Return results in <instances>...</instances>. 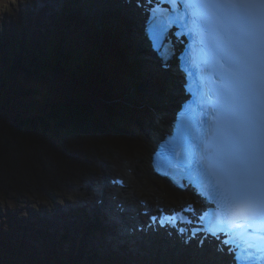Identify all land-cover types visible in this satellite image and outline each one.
<instances>
[{
	"label": "rangeland",
	"instance_id": "1",
	"mask_svg": "<svg viewBox=\"0 0 264 264\" xmlns=\"http://www.w3.org/2000/svg\"><path fill=\"white\" fill-rule=\"evenodd\" d=\"M30 2H32L33 4L34 11L29 6ZM23 9L27 10L26 11L27 13L32 12L34 14L37 13L36 12L37 10H39V6L37 5V3L34 2V0H0V35L2 34L3 35L2 37L4 38L5 35L8 36L9 33H13V35H15L16 37V38L12 36H9L10 38L5 37L4 39L6 41L0 42V182H2V184L0 183V187H1L0 197L8 200V202L0 200V204L4 205V208H2V210L0 211V226L2 227V228L0 227V242H2L5 246L8 247L10 246L12 248H16L17 246L16 243H19L18 245L20 246L21 244L22 246L26 244V247H24L23 250L27 252V255H28V251L30 252L31 249L37 251L36 263L42 260L40 259L41 257H39L40 253L42 252V253H49L50 255H53L56 258L55 260L50 259V263L48 264H59V263L99 264L100 262L95 263L93 257L96 260L97 258L93 254H91L93 255V257H89L88 255H86L85 253L87 252L86 245L85 248L82 249V245H84V242L88 243L87 240L91 239L92 242L96 243L92 238V236L89 237L90 239H88L83 235V242H81L80 240L76 242H71V240L76 239L75 236H73L76 233V228L74 229L72 228V225L76 221L74 223H71L72 222L71 220L68 221L66 219L67 220L66 224L70 225V229H72V232L68 231L69 235H66L67 226L65 228L62 226V223L65 222V219H60L59 222L57 223V224H61V227L51 226V228L50 227L47 228V226H50L48 225L49 220H44V221L38 220L36 216L35 218L37 220L27 221V223L25 222L24 225L22 226L20 223L13 222V219H15V222H17L18 220L16 219L14 213L11 214V211H16L21 213L22 211H25L24 205L27 204L25 202L30 199V197H27V195L33 192L35 194V198L32 201L33 204L35 205L34 208H40L41 203L42 205H44L45 203L47 207L52 206L55 203V201L56 202L60 201L61 199L60 195H62L64 199H69L70 193H63V190H65L64 192L72 190L71 186L73 185V179L75 182H79L81 180H83L84 182L85 179H83L82 177L85 176L80 177L79 176L80 174L86 175V177L89 175H93L90 174L89 170H85V172L79 173L78 176L75 174L73 177L68 172L69 168L71 170L73 167L74 170L79 172L82 166H84L83 168H81L83 170L87 168L88 165H91V167L94 168V171L100 170L102 167L106 168L107 165L117 167V164H120V159L124 157L128 158L129 156L133 157L134 152L136 156L142 154L141 150H144V148L143 145L140 144L141 149H138L139 143L145 140L150 141V139L146 136V134H145L146 138L140 137L141 136L140 134L145 132L146 129L151 128L150 125L155 122V118L153 116H155L157 112L156 113L151 112L150 114L151 118L146 117L138 121L137 118L134 119V121L132 122L133 125L131 128L130 127L128 128L127 133L123 131L124 136L118 137V141L112 143L97 141L98 143L95 144L93 142L94 139L92 141L86 140V138L83 136L84 133L79 132L83 130L70 131L61 126H58L60 124H66L67 122L68 123L72 122V121L69 122V120H67L66 117L67 111L69 115L72 117L73 115L71 114L70 111L74 112V110L78 108L81 109V107H79L81 106L79 103L82 101L91 102L92 101L91 99L98 98L99 92L96 89L94 92L93 88L91 86L89 87V85H85V84L83 86L78 85L79 86L78 87L77 85L72 86L71 84H69L66 90H63L58 95L57 93L60 86L58 85V82L55 81L57 78L54 77V74L53 72L50 71V68L53 69H55V67L62 68L64 70V73L66 74L64 80L68 81V79H70L69 76H71L70 74L75 75L77 73V72H72V69L67 62L68 60L72 59V62L74 63L73 57L69 59V57H67L62 53L63 55V57H61L62 62L59 63L55 61L53 62L52 66L49 67L50 63L52 62L49 61L48 54L45 56L42 55L35 56L31 54H26L24 56L25 58L19 61L24 67L23 68L24 71L21 70L19 74H26L28 76L34 77L35 80H31V82L28 85L29 88H34L35 91L33 94L31 93L32 94L31 96L29 95L27 97L25 96L27 95V89H28V87H26L25 85L28 83V80L23 79V81H20V77H15L18 74L15 73V75H13L12 72L9 71L10 65L8 63L9 62L11 63L13 58L10 57L11 54L4 56L5 57L4 58L3 55L5 53V50H9L10 48H13L12 39H15L16 41L19 40V37L21 36L20 31L21 29H23L24 23L27 25V28L29 30L33 31V32L31 31L29 32V36H34L33 33L39 34V37L35 38V41L39 42L38 44L39 48L42 47V44H44V49L46 50L48 49V47L51 46V44L47 43L44 35L40 36L42 29L44 30L61 29L67 32L68 28L64 26H58V25L56 26V24H53V22L46 23V21H44L43 19L44 17L39 16V18H34L35 14L34 17H32L29 14L26 15L23 12ZM46 9L48 10V7H46ZM5 24L9 25V28L10 27L14 28V29L10 28L11 29L10 32L7 31L8 34H5L6 31H4ZM73 30L75 32L74 33L75 37L82 38V36H86V38L83 37V40L86 42L84 46H86L88 44V39H87V35L84 34V31L88 32L89 30L82 29L77 33L75 29ZM50 32L51 31H49V33ZM70 34L71 33H64V37L62 41H64L65 36ZM46 35L48 37V33H46ZM33 39L34 38H31V40ZM48 40L49 42H51V38L49 39L48 37ZM53 46H55V43ZM59 46L60 45H58V48L62 50ZM59 53L61 52L57 50L55 51L54 54H52V56H55L54 59L58 57ZM33 58L36 59L33 60ZM3 60H5L6 62ZM107 65H108V71L111 72L113 68L109 66L110 65L114 66V61L112 60V58L108 59ZM101 69H104L105 71L107 70L106 68H104V66H102ZM103 78L106 80L107 83V79L104 76ZM134 81L135 78L132 76H129L124 80L120 79L122 86H118V81H116L114 85V87L117 85L115 92L114 89L111 91L112 92L111 94H114L116 96L115 97L116 101H120L121 98L124 97L122 89L123 87L126 86L127 88L132 90L130 92L129 89L126 88L129 97L133 98V101L134 99L137 100L136 99L137 94L134 92ZM86 86H88V88H86ZM99 88H101V91H103L104 89L105 90L108 89L109 91L110 89L109 86L108 88H106V85ZM121 93L123 94V96H121ZM5 97H11L9 99L10 105L8 109H5V107L2 106V99ZM65 103H69L72 105L69 107L70 109L67 110L66 112L63 111L64 107L67 105ZM60 104L61 107L57 106ZM158 112L163 113L165 111H158ZM78 115L83 117L82 116L83 112H79ZM19 116H21L23 119L26 118V120L29 118L24 116H32V117L48 116L46 118L47 122L45 126L48 129L46 132H44V130L39 125V123H37L35 129L33 130L34 133H32V135L30 134L24 137L16 136L15 133L19 134L18 132L19 130H12L13 129L12 126H16L14 125V123H16L19 120ZM12 117L14 119V122H12L13 121ZM78 119L80 118L79 117L73 118V122L77 121ZM30 121L34 123L33 120ZM121 127L124 126L121 125L118 126L119 129ZM99 136L102 137L103 135L100 133L94 134V137L96 138H98ZM103 137H107V136H103ZM59 153H61V157L59 156ZM72 158H74L75 161L77 160V158L78 160L82 161L78 168L74 166L79 164V162L77 164L72 163V165H69L68 161L71 160ZM107 158H110V160ZM32 160H35V162H33ZM104 161H106L107 163H104ZM41 162H43V164ZM36 163L40 164L41 166L37 165ZM42 165L46 166L45 171L42 168L43 167ZM25 166H29V168L27 169H31L32 171L31 170L27 171ZM140 166L141 165H139V168ZM38 176L42 178L41 180H43L44 185L40 186L41 184L39 183L40 180ZM62 176L65 179H62ZM30 179H32L31 182H29ZM64 183H65V187L64 188L62 187L63 189L61 188V190H58L59 189L58 185L60 186V184H62L63 186ZM30 184L32 186V187L30 186L31 188L29 187ZM76 185H77L76 187H73L74 189H78L80 183ZM85 187L86 185H83V188ZM82 193L83 191L79 193V195L77 196L79 200L81 199L84 200L82 197ZM10 198H12L11 201H9ZM20 201H22L23 203L18 204ZM25 215L26 214L24 213L22 217H24ZM76 220L79 221V219ZM34 222L41 223L40 224L41 228L42 227L45 228L46 226L47 229L44 228L40 229L36 227L35 225H33ZM45 231H49V232H45ZM36 232H38L37 233L38 236L39 234H42L41 236L43 240L38 241L39 239L38 236H36ZM105 235L106 232L103 235V237H105ZM31 237H33V240L31 239ZM77 245L79 248L83 250V252L72 255L73 253L71 251L75 250V246ZM22 246L21 248H23ZM2 252L3 251H1V246H0L1 255ZM22 253L24 252L20 251V255H18L15 251L11 250L10 258L13 261H19L20 259H22L21 257ZM68 253H71L74 259L72 260V258L70 257L69 258L70 261H67L68 263H66L65 259ZM82 253L83 255H81ZM2 258H3L2 262L4 263V260H6L7 257L3 255ZM31 262L32 261H29V263ZM29 263L26 262L25 264H29ZM4 264H9V263L5 261Z\"/></svg>",
	"mask_w": 264,
	"mask_h": 264
},
{
	"label": "snow or ice",
	"instance_id": "2",
	"mask_svg": "<svg viewBox=\"0 0 264 264\" xmlns=\"http://www.w3.org/2000/svg\"><path fill=\"white\" fill-rule=\"evenodd\" d=\"M145 3L156 21L151 29L154 47L167 39L169 25L175 23H160L157 14L183 8L194 42L213 52L219 71L209 77L211 91L222 100L210 102L204 109L207 120L200 123L205 132L190 165L205 178L215 205L218 228L209 230L210 234L217 240L219 234L250 236L249 258L264 264V0H136L138 7ZM162 3L169 8L162 10ZM217 81L222 82L221 89L215 87ZM112 183L124 182L117 179ZM189 211H194L191 205L158 222L164 227L179 218L190 224L183 217ZM222 243L231 245L232 241Z\"/></svg>",
	"mask_w": 264,
	"mask_h": 264
},
{
	"label": "bare ground",
	"instance_id": "3",
	"mask_svg": "<svg viewBox=\"0 0 264 264\" xmlns=\"http://www.w3.org/2000/svg\"><path fill=\"white\" fill-rule=\"evenodd\" d=\"M34 2L35 3H38V0H34ZM29 6L31 7V9L33 10V4H32V2H30V4H29ZM84 10H86L87 12H89V13H91V11L90 10H87V9H84ZM27 10H25V9H23V12L26 14V15H31L32 17H34V14L32 13V12H30V13H27L26 12ZM34 11V10H33ZM55 17H56V15L55 14H53ZM172 16H173V14H171ZM42 17H44V18H46L47 17V20H46V23H54L55 22V20H54V18H53V16L52 15H49V13L48 12H45V15H42ZM49 17V18H48ZM13 25V24H12ZM11 29H14V28H12V27H10ZM9 28V25H6L5 24V30L4 31H6V33L5 34H8V32H10V29ZM8 31V32H7ZM9 34H12V33H9ZM8 34V35H9ZM18 34V33H17ZM2 35V34H1ZM1 35H0V37H1ZM110 36H111V33H110ZM1 39V38H0ZM108 39H109V37H108ZM102 40H104L103 38H102ZM13 48H14V50L16 49V47H18V45H15V43H13ZM94 49H96V47H93ZM50 58V60H51V62H52V64H53V62H55V61H57V60H54V59H52L51 57H49ZM34 59H36V58H33V60ZM22 66V65H21ZM172 71H169V76H170V78H172V74H174V78L177 76V72L176 73H171ZM171 74V75H170ZM78 75H80V74H78ZM179 77V76H178ZM178 77L177 78H175V80H177L178 79ZM145 78L146 79H148L149 78V76L148 75H146L145 76ZM145 79V80H146ZM174 80V79H173ZM146 82V84L148 85V82L147 81H145ZM155 83H156V86H157V88L159 89V91L161 92V93H163V94H166L170 89L168 88V87H166V85H165V83L163 82V80L162 79H159V80H156L155 81ZM169 89V90H168ZM160 93V95H162ZM170 101H171V98H168ZM176 99H177V96L174 94L173 95V100H175V102H176ZM172 103V102H171ZM166 105V104H165ZM157 106H163V105H157ZM174 107V105L173 104H169V105H167L166 106V108H165V110H166V112H164V114L163 115H161L160 117H159V121H157L156 120V122H154V124H152L151 125V128L153 129V131L156 129L157 131H160L161 129H162V123H167V122H169L170 121V119H171V115H169L170 114V110L172 109ZM123 128H125V127H123ZM123 131H125V133H127V130H123ZM145 134H146V136L151 140L152 139V135L150 134V132L149 131H145V132H143L142 134H140L141 136L140 137H144V138H146L145 137ZM148 134V135H147ZM143 140H145V139H143ZM149 141H141L140 143H139V146H138V149H141L140 148V144H142L143 145V148H144V151L147 153L148 152V150H150V147H147V145H146V143H148ZM105 143H108V142H105ZM145 153V154H146ZM124 161L125 162H127V164L129 165V166H132V167H134V170L136 171L135 172V175H131V176H129V178H130V181L134 184H136L137 186H142L143 188H149V187H151V186H155V185H153L154 184V181L153 180H150L147 176H146V174H145V172L143 171V170H141L140 168H139V166H138V163H137V161H134V160H131L130 158H126V157H124ZM142 166V165H141ZM111 169V168H110ZM111 171V170H110ZM116 171H118V172H121L122 170L120 169V167H119V169H117V170H115L114 172H116ZM126 171V170H125ZM111 172H113V171H111ZM139 174H142L141 175V177L139 176ZM17 175V174H16ZM62 175V174H61ZM39 177V183L41 184L40 186H42L43 185V180H41L42 178L40 177V176H38ZM62 179H65L63 176H62ZM84 179V178H83ZM31 180L32 179H30V181L29 182H31ZM127 180H129V179H127ZM65 182V181H64ZM85 182V183H84ZM83 182V180H82V186L83 185H87V182H86V180ZM73 183H77V182H75L74 181V179H73ZM134 184V185H135ZM34 185V184H33ZM31 186V184L29 185V187ZM32 187V186H31ZM30 187V188H31ZM59 187H65V183H64V185L62 186V184H60V186ZM88 186H86L85 188H87ZM56 188V187H55ZM71 188H72V190H69V191H67V192H64L65 190H63V193H70L69 194V200L71 199V200H75V201H79V198H77V196L79 195V193H81L82 191L84 192V190H79V189H74L73 188V186H71ZM103 188V190L105 191V192H110V189L107 187V185L106 186H103L102 187ZM43 190H45V189H43ZM58 190H61V189H58ZM98 190H101V188L100 187H98ZM168 191L170 192L169 193V196H167V197H164V199H165V201L167 202V203H171L172 202V198H174V199H177V197L176 196H180L181 197V194L179 193V192H177V191H171L170 189H168ZM92 195H94V193L92 192L90 195H89V201L91 202L92 200H95L96 198H97V196L98 195H95V197H92ZM62 195H60V197H61ZM27 197H30V199L28 200V201H26L25 203H27L26 205H24V208H25V211H22V213L21 212H16V211H11V214H13L14 213V215L16 216V219L18 220L17 222H15V219H13V222L14 223H20L22 226L24 225V223L26 222L27 223V221H35V220H47L48 218H47V216L48 215H50V216H52L51 218H52V220H53V222H54V224H56L57 225V223L59 222V220L60 219H65V224H66V222H67V220H66V218H65V215L66 216H77L78 217V219H79V222L80 221H82V222H84L85 223V220H84V218H86L87 217V214L85 213V211H83V209L82 210H78V211H76V210H72L71 208H61V210H58L57 211V209L59 208V207H61L62 206V203H63V201H61L62 200V198L60 199V201H58V202H56L55 201V203L52 205V206H49V207H47V205L44 203V205H42V203L40 204L41 206H40V208H34V204H33V200H34V198H35V194H34V192L33 193H31V194H28L27 195ZM63 197V196H62ZM76 197V198H75ZM160 197V196H159ZM17 198V197H16ZM147 198H150L151 200H153L154 198H152V196H150V195H148L147 196ZM84 199H86V197L84 198ZM0 200L1 201H5V202H8V200H6V199H3V198H1L0 197ZM12 200V198H10L9 199V201H11ZM18 201V200H17ZM81 201H82V199H81ZM112 201H114V200H112ZM21 203H23L22 201H20L18 204H21ZM70 205L71 206H73V208H80V207H75V206H78V205H74L73 203H70ZM2 208H4V205H2V204H0V211L2 210ZM29 211H30V213H29ZM39 211H42V212H39ZM24 213L26 214L24 217H22V215H24ZM117 213H119V212H117ZM27 215H30V216H27ZM37 216V219L35 218ZM92 218V217H91ZM3 221H4V219H3ZM2 221V222H3ZM23 221V222H22ZM78 221V220H77ZM100 222L101 223H104L106 226H109V224H108V222H107V220H100ZM78 222H76V224H77ZM41 223H38V222H34L33 223V225H35L36 227H38V228H40V229H42V228H44V227H42L41 228V225H40ZM53 223H49L48 225H50V226H47V228H51V226L53 227V226H55ZM140 225H145V223H143V222H136V223H131V225H128L131 229H134V228H137L138 226H140ZM68 226H70V225H67V229H69L68 228ZM1 227V226H0ZM46 227V226H45ZM56 227V226H55ZM2 228V227H1ZM31 228V227H30ZM29 228V229H30ZM47 228H45V229H47ZM105 228H107V230H108V232H112L113 234H115L114 233V231H112L113 229H111V227H105ZM2 230V229H1ZM3 231V230H2ZM4 232V231H3ZM7 232V231H6ZM15 235V234H14ZM108 234H106V236H107ZM142 236V234H140L139 232H135V235H131V237H132V239H139L140 237ZM75 238H76V236H75ZM92 238L94 239V241L96 242V243H98V244H101V249H104L105 251H109V250H112V252H116L115 251V248L117 247V246H120L121 245V240L120 239H114L112 242H113V244L114 245H106L107 243H106V240H103V241H101L100 242V240H98V238L97 237H95V236H92ZM31 239L33 240V237H31ZM66 239V238H65ZM68 240V239H67ZM22 246V245H21ZM21 246L20 245H17L16 246V248H12V247H8L5 251H3L2 252V255L0 254V256H2L3 257V255H5L6 257H7V259L6 260H4V263H5V261H7L9 264H25L26 262L27 263H29V261H32L31 263L32 264H42L43 262H42V260L41 261H39L38 263H36L37 262V258H36V253H37V251H34V250H30V253H28V255H27V252L26 251H24L23 249H24V246H22L23 248H21ZM131 246V245H130ZM135 246V245H134ZM26 247V246H25ZM22 249V250H21ZM10 250H13V251H15L18 255H20V251H22V252H24V253H22L21 254V257H22V259H20L19 261H13L11 258H10ZM92 250V248L90 249V251ZM122 250H124L125 251V249H122ZM2 251V250H1ZM76 254V252H74L72 255H75ZM71 253H69V258L71 257L72 258V260L74 259L73 258V256L71 255ZM80 256V255H79ZM2 257H0V264H4L3 262H2ZM40 257V256H39ZM175 258V260H176V258H177V261L179 260V257L178 256H174ZM157 258V257H156ZM41 259V258H40ZM112 259H114V258H112ZM138 260H142L141 258H138ZM67 261H70V259H68ZM128 262H129V259H127L126 260V264H128ZM31 263H29V264H31ZM74 263V262H73ZM113 263L114 264H120L121 262H119V260H117V262H116V260H113ZM156 263L158 264L159 263V260H158V258H157V260H156ZM75 264V263H74ZM122 264V263H121Z\"/></svg>",
	"mask_w": 264,
	"mask_h": 264
},
{
	"label": "trees",
	"instance_id": "4",
	"mask_svg": "<svg viewBox=\"0 0 264 264\" xmlns=\"http://www.w3.org/2000/svg\"><path fill=\"white\" fill-rule=\"evenodd\" d=\"M12 55V54H11ZM118 60H114V64L117 65ZM118 66V65H117ZM21 71V69L16 68L15 71L12 70L11 72H13V75H16L15 77H20V81L24 80H29L30 77L28 76H24L23 74H19V72ZM65 73L61 72L58 75V78L55 80L58 83H61V87L58 89V95L59 93H61L63 90H66L67 86L65 84ZM81 77H76L73 78L72 76H69V83L72 86L75 85H81L83 86L85 85H89V87L91 86L95 92V89L98 90V98H93L91 99L92 101L89 102H85L82 101L79 104L81 106V109H76L74 110V112L70 111L71 114L73 115L72 117L69 115L68 111L70 108V106H72L69 103H65L67 104L63 111L66 112V117L67 120L72 121L70 123H66V124H60L58 126H61L65 129H68L70 131H79V130H83V131H79L81 133H84V135H90V136H94V134L100 133L103 136H107L109 138L115 139L117 136L115 135L116 130L118 131L119 128V124L120 122L125 123V119H127V109L128 106L126 104H124L123 102H118L116 100H112V101H106L107 97L104 95V93H101V89L100 84L102 83V79L101 77L99 78V71H98V67L97 65L94 68H89V67H85L84 71L82 72V74H80ZM19 81V82H20ZM87 81V82H86ZM99 84V86H98ZM2 87V86H1ZM79 87V86H78ZM86 88H88V86H86ZM107 91V90H104ZM20 92V91H18ZM34 93L32 88H28L27 89V95H25L26 97L29 95L31 96ZM24 94V92H23ZM11 97H5L2 99V106L5 107V109L9 108L10 105V99ZM88 98V97H87ZM27 99V98H25ZM64 102V101H63ZM51 104V103H50ZM61 107L60 105H57ZM83 108V109H82ZM39 109V108H36ZM79 112H83V117H81L79 114ZM86 116V117H85ZM88 116V117H87ZM27 117L29 119L26 120L23 119L21 116H19V120L14 123V125L16 126H12V130H19V134L15 133L16 136H27V135H32L33 130L36 127V124L39 123V125L41 126V128L44 130V132L47 131L48 128H46V118L48 116H24ZM75 117H79L80 119H78L77 121L73 122V118ZM85 117V118H84ZM22 118V119H21ZM33 118V119H32ZM13 119V117H12ZM72 119V120H71ZM29 120V121H28ZM30 120H33L34 123ZM14 122V119L13 121ZM20 128V129H19ZM31 132V133H30Z\"/></svg>",
	"mask_w": 264,
	"mask_h": 264
},
{
	"label": "water",
	"instance_id": "5",
	"mask_svg": "<svg viewBox=\"0 0 264 264\" xmlns=\"http://www.w3.org/2000/svg\"><path fill=\"white\" fill-rule=\"evenodd\" d=\"M16 120H18V119H16Z\"/></svg>",
	"mask_w": 264,
	"mask_h": 264
}]
</instances>
